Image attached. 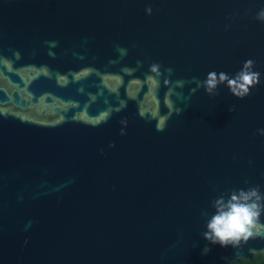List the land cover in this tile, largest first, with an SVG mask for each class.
Segmentation results:
<instances>
[{
	"label": "water",
	"instance_id": "1",
	"mask_svg": "<svg viewBox=\"0 0 264 264\" xmlns=\"http://www.w3.org/2000/svg\"><path fill=\"white\" fill-rule=\"evenodd\" d=\"M261 9L0 0V264H264L203 236L213 199L264 193ZM249 59L247 97L197 88Z\"/></svg>",
	"mask_w": 264,
	"mask_h": 264
},
{
	"label": "clouds",
	"instance_id": "2",
	"mask_svg": "<svg viewBox=\"0 0 264 264\" xmlns=\"http://www.w3.org/2000/svg\"><path fill=\"white\" fill-rule=\"evenodd\" d=\"M146 12L150 15L151 7L147 8ZM256 19L264 22V9L257 13ZM254 65L255 61L252 59L245 61L241 70L234 76L225 72H209L205 80L196 81L197 88L204 87L210 96H215L218 94V86L226 84L235 97L243 99L260 83L261 74L253 70ZM157 69L158 65H153L151 70L155 72ZM178 83L183 85L184 82ZM191 91L194 93L196 89ZM179 111L177 109V112ZM229 111H235V107ZM158 130L162 131L163 128L158 127ZM257 132L264 136V128L258 129ZM211 206L215 211L206 223L207 231L203 233L204 238L211 244L240 247L242 241L246 243L249 239L264 238V222L261 220L264 215V193L259 186L233 189L227 198L221 195L213 199Z\"/></svg>",
	"mask_w": 264,
	"mask_h": 264
},
{
	"label": "trees",
	"instance_id": "3",
	"mask_svg": "<svg viewBox=\"0 0 264 264\" xmlns=\"http://www.w3.org/2000/svg\"><path fill=\"white\" fill-rule=\"evenodd\" d=\"M233 264H262V257L256 256L252 261L243 259L241 261H236Z\"/></svg>",
	"mask_w": 264,
	"mask_h": 264
}]
</instances>
